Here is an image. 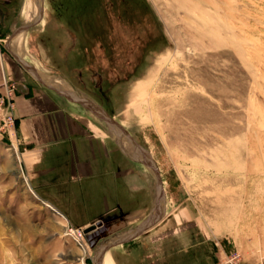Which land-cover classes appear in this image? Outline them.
Wrapping results in <instances>:
<instances>
[{"label": "rangeland", "instance_id": "obj_1", "mask_svg": "<svg viewBox=\"0 0 264 264\" xmlns=\"http://www.w3.org/2000/svg\"><path fill=\"white\" fill-rule=\"evenodd\" d=\"M43 1L28 53L53 71L66 65L125 124L154 162L159 194L151 166L145 212L120 229L100 220L81 247L66 230L84 228L22 179L0 182V264H264V0ZM23 3L0 0V39L22 23ZM39 3L25 4L23 21L39 20ZM150 217L134 239L99 252Z\"/></svg>", "mask_w": 264, "mask_h": 264}, {"label": "crops", "instance_id": "obj_2", "mask_svg": "<svg viewBox=\"0 0 264 264\" xmlns=\"http://www.w3.org/2000/svg\"><path fill=\"white\" fill-rule=\"evenodd\" d=\"M28 1L24 0L19 12L22 23L9 24L5 38L0 39V91L4 77L9 76L17 87L15 118L25 148L17 159L6 142L0 140V182L6 181L12 187L19 179L25 185V180L32 197L84 229L100 220L111 221L116 229L125 228V219L135 220L145 212L146 193L152 189L146 174L152 167L155 195L159 194L160 181L154 162L148 152L129 138L123 122L109 115L92 96L75 85L66 65L61 64L60 70L57 66L53 71L54 67L43 58L38 64L33 60L25 42L34 28L41 27L38 24L42 22L45 3L34 0L40 2L41 17L31 23V13L23 21ZM2 6L0 12L6 11L7 6ZM40 39L44 46L53 44L48 33H41ZM59 44L57 36L56 53L61 56ZM70 57L71 54L64 60L70 61ZM92 103L104 110L119 128L95 114L87 106ZM125 137L134 152L126 150ZM155 218L150 217L140 225L138 234ZM134 231L108 244L106 250L102 251V246L99 252L131 241L138 235L132 236Z\"/></svg>", "mask_w": 264, "mask_h": 264}, {"label": "built area", "instance_id": "obj_3", "mask_svg": "<svg viewBox=\"0 0 264 264\" xmlns=\"http://www.w3.org/2000/svg\"><path fill=\"white\" fill-rule=\"evenodd\" d=\"M16 91L17 87L15 82L9 76H5L4 85L0 91V140L6 142L7 147L11 149L12 152H14L18 159L21 152H23L25 148L23 147V142L17 133L15 118ZM23 181L27 190L32 193L28 183L25 180ZM46 207L50 208L52 212L67 222L66 218L61 215V213L57 212L49 205H46ZM82 232V229H73L67 226L66 234L71 235L75 239L76 243L81 247H83V237L85 235Z\"/></svg>", "mask_w": 264, "mask_h": 264}, {"label": "water", "instance_id": "obj_4", "mask_svg": "<svg viewBox=\"0 0 264 264\" xmlns=\"http://www.w3.org/2000/svg\"><path fill=\"white\" fill-rule=\"evenodd\" d=\"M93 104V103H92ZM95 104V103H94ZM92 105V106H90V105H87L95 114H97L98 116H100L101 118H103V119H105V120H107L108 122H110L113 126H115V127H117V128H119V126L112 120V118L104 111V110H102L101 108H99L96 104L95 105ZM152 221H153V219H152ZM102 222L101 221H97V222H95L94 224H92V225H90V226H88L87 228H85L84 230H83V233L84 234H88V233H90V232H92V231H94L96 228H99V227H101L102 226ZM140 230H141V228L139 227V228H137L133 233H132V236H135L136 234H138V232H140ZM109 247V245H107V246H103L102 248H101V250L103 251V250H106L107 248Z\"/></svg>", "mask_w": 264, "mask_h": 264}, {"label": "bare ground", "instance_id": "obj_5", "mask_svg": "<svg viewBox=\"0 0 264 264\" xmlns=\"http://www.w3.org/2000/svg\"><path fill=\"white\" fill-rule=\"evenodd\" d=\"M31 1L33 2V0H29L28 2L31 3ZM44 9H45V6H44ZM83 230H84V229H83ZM107 252H108V251L104 252L103 255L107 254ZM104 260H105V258H104V259H101L100 264H109V262H106V261H104Z\"/></svg>", "mask_w": 264, "mask_h": 264}, {"label": "trees", "instance_id": "obj_6", "mask_svg": "<svg viewBox=\"0 0 264 264\" xmlns=\"http://www.w3.org/2000/svg\"><path fill=\"white\" fill-rule=\"evenodd\" d=\"M96 87H97V88H99V90H100V87H101V86H100V85H98V84H96Z\"/></svg>", "mask_w": 264, "mask_h": 264}]
</instances>
